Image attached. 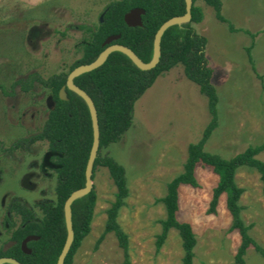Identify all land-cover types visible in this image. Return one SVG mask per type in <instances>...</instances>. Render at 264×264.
<instances>
[{"label":"rangeland","instance_id":"374dc122","mask_svg":"<svg viewBox=\"0 0 264 264\" xmlns=\"http://www.w3.org/2000/svg\"><path fill=\"white\" fill-rule=\"evenodd\" d=\"M112 1L116 0H0V86L7 92L0 90V221L11 198L33 207L55 198V168L47 144L38 142L26 151H10L13 143L41 131L52 106L49 91L34 85L31 92L23 93L11 85L32 73L43 79L67 73L80 57L78 44L88 38L79 27L97 26L103 9ZM220 1L222 16L236 32L217 21L213 9L201 1L195 5L202 9L203 20L193 28L207 41L205 57L218 97V125L204 150L230 159L249 146L264 145V0ZM245 32L255 34L251 50L255 72L246 54L252 40ZM209 121L206 98L185 77L182 65H177L159 75L138 98L130 128L108 148L126 172L129 195L117 221L128 237L129 264H181L183 251L175 230L156 248L160 221L165 219L158 200L166 195V184L182 172L187 146L199 141ZM257 159L264 162V153ZM40 167L49 174L47 178L39 175ZM195 177L197 188H179L176 214L177 221L189 224L194 233L193 264H235L240 237L230 229L225 195L215 213H209L218 177L201 166ZM234 180L243 190L238 202L241 220L261 249L249 248L245 264H264L260 176L241 167ZM92 188L96 205L91 230L72 264H123L112 234L95 249L116 192L105 169L95 171ZM0 234L1 243L6 237Z\"/></svg>","mask_w":264,"mask_h":264},{"label":"trees","instance_id":"16d2710c","mask_svg":"<svg viewBox=\"0 0 264 264\" xmlns=\"http://www.w3.org/2000/svg\"><path fill=\"white\" fill-rule=\"evenodd\" d=\"M201 1L211 7L215 18L228 24L230 32H236L233 26L221 14L220 0H192L191 20L188 23L168 28L160 41V57L157 65L148 71H141L122 53H111L99 68L81 74L73 79V84L92 100L97 114L99 128V147L93 163L92 176L98 168L105 169L116 192L114 201L106 211L104 229L98 238L95 249L108 234H112L122 251L124 262L129 264L128 237L118 224V215L129 195L126 172L123 166L108 153V148L116 143L130 128L133 118V107L138 98L155 82L157 77L177 65H182L185 77L194 83L207 100L210 121L196 143L187 146V156L182 172L166 184V195L158 200L163 205L165 219L160 221L161 233L156 239L159 250L164 244L170 230H175L181 240L183 257L181 264H193L196 240L187 223L178 222V190L180 187L197 188L195 172L198 166L208 169L218 177L210 202V214L215 213L218 201L225 195L226 209L231 217V231L240 237V246L235 255V264H245L244 256L249 248L261 252L260 247L249 237V228L244 226L238 205L243 192L235 184V173L241 167L255 170L262 184L264 194V162L257 156L264 153V145L247 147L243 152L230 159H222L204 150L213 131L218 125V97L211 84L212 70L205 57L206 39L193 28L203 19L202 9L195 5ZM144 10L140 27H128L123 17L133 9ZM102 22L90 28L80 26L88 38L78 44L80 57L67 73L52 75L43 79L37 73L29 74L18 80L11 88L18 87L23 93H29L34 85L49 91L52 106L47 113L41 131L29 138L21 139L12 145V149L35 142L47 144L52 153L51 161L57 166L54 187L55 202L42 204L43 219L39 222L27 217L28 210L22 209L24 220H29L14 234L17 247L0 256L14 258L19 264H56L66 238L63 206L67 198L85 186V168L89 158L93 131L89 110L85 102L65 88L68 74L75 68L94 62L106 46L104 41L110 36H119L112 44L121 45L131 50L138 59L147 64L153 56L154 37L160 26L171 18L185 14L184 0H116L110 2L102 11ZM250 36L252 44L246 49L251 69L255 67L251 57L255 34ZM64 88L67 100L59 98V91ZM3 94L6 90L0 86ZM96 205V194L91 188L89 193L71 204V224L73 241L62 264H72L73 258L83 240L90 233V226ZM18 212H21L20 210ZM29 234L37 235L39 240L31 242L30 255L21 253L19 242Z\"/></svg>","mask_w":264,"mask_h":264},{"label":"water","instance_id":"95a60500","mask_svg":"<svg viewBox=\"0 0 264 264\" xmlns=\"http://www.w3.org/2000/svg\"><path fill=\"white\" fill-rule=\"evenodd\" d=\"M184 3H185V14L183 16L174 17V18L169 19L168 21L163 23L158 29V31L156 32L155 37H154V42H153V56L149 63L147 64L143 63L128 48L123 47L121 45L112 44L114 41H116L119 38V36H110L103 43V46H106V48L103 50V52L99 55V57L94 62L88 65H83V66H79L75 68L67 76L65 88L73 92L77 96H79L85 102L89 110L91 122H92L93 142H92L89 158H88L86 168H85V186L84 188L73 192L67 198L63 206L64 221H65V228H66V239H65V243L63 245L62 251L57 259L56 264L63 263V260L67 252L69 251V248L73 241V231H72V224H71V204L75 200L87 195L92 188V178H91L92 168H93V163H94V160H95V157L98 151V147H99V128H98V121H97V114H96L95 107L93 105L92 100L88 97V95L85 94L82 90H80L78 87H76L73 84V79L80 76L81 74H84V73H87V72H90V71H93L99 68L101 65L104 64L108 56L114 52H119V53L124 54L134 64V66L141 71H148V70L153 69L159 61L160 41H161V38L164 32L172 26L188 23L191 20L192 0H184ZM143 15H144V10L138 9V8L133 9L124 15L123 21L128 27H132V28L140 27L142 25L141 17ZM59 98L64 101L67 100L64 88H62L59 91ZM30 239H34V238H27L26 240L23 241L21 245L22 250L25 253H29V251L26 249L25 244ZM3 262L18 264L15 261L10 260V259H0V264Z\"/></svg>","mask_w":264,"mask_h":264},{"label":"flooded vegetation","instance_id":"af4514ba","mask_svg":"<svg viewBox=\"0 0 264 264\" xmlns=\"http://www.w3.org/2000/svg\"><path fill=\"white\" fill-rule=\"evenodd\" d=\"M102 19H103V13H101V15H100V17L98 19V22H102ZM35 143H38V142H35ZM35 143H31L29 145H22L19 148H15V149H12V147H11L10 151L14 152V153L16 151H21V150L22 151H26L28 149H31ZM51 163H52V165L55 168V181H56V169H57V166L52 161H51ZM39 175H41L43 178H47L49 176L48 173L44 172L42 167H40ZM33 176H37L38 177V175L35 174V173L33 174ZM31 186H33V184H31ZM54 197H55V194H54ZM46 202L53 203V202H55V198H54V201L45 200V201L38 202V204H36L37 205L36 207L29 206L24 200L19 199V198H15V197L11 198L8 201V204L6 205V208L4 209V214H3L2 218H1V221H0V230H1L0 233H2L6 237L0 243V252H2V253H7L9 251L12 252V250H14V248L17 247V241L14 240V237H15L14 234L18 231L19 228H23L29 221V220L28 221L24 220L25 218L22 215V211H23L22 209L28 210V212L30 213V214L27 215L28 218L32 217V220H34L35 222H39V221H41L43 219V216H44V212H43V209H42L41 206H42L43 203H46ZM19 210L21 212H18ZM36 210L38 212H36ZM0 237H1V234H0ZM27 238H34V239L28 240L26 242V244H25L26 249L29 251V253L23 252L22 246H21L23 241L26 240ZM38 240H39V237L37 235H33V234L26 235L19 242V249H20L21 253H23L25 255H30L31 252H32V248L29 247V244L31 242H36ZM64 243H65V241H64ZM0 259H10V260L15 261L14 258L6 257V256H0ZM16 263H18V262H16ZM1 264H12V263L3 262Z\"/></svg>","mask_w":264,"mask_h":264},{"label":"crops","instance_id":"0c3cea01","mask_svg":"<svg viewBox=\"0 0 264 264\" xmlns=\"http://www.w3.org/2000/svg\"><path fill=\"white\" fill-rule=\"evenodd\" d=\"M203 20V19H202ZM202 22V21H201ZM199 24V23H198Z\"/></svg>","mask_w":264,"mask_h":264}]
</instances>
